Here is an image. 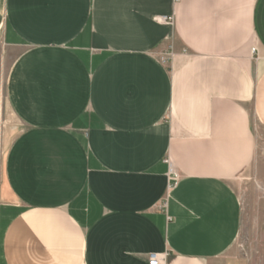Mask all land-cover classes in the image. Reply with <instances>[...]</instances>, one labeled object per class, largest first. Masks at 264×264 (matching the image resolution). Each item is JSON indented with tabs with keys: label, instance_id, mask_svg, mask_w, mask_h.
Listing matches in <instances>:
<instances>
[{
	"label": "crops",
	"instance_id": "0c3cea01",
	"mask_svg": "<svg viewBox=\"0 0 264 264\" xmlns=\"http://www.w3.org/2000/svg\"><path fill=\"white\" fill-rule=\"evenodd\" d=\"M5 107L0 264H248L264 0H0Z\"/></svg>",
	"mask_w": 264,
	"mask_h": 264
},
{
	"label": "rangeland",
	"instance_id": "374dc122",
	"mask_svg": "<svg viewBox=\"0 0 264 264\" xmlns=\"http://www.w3.org/2000/svg\"><path fill=\"white\" fill-rule=\"evenodd\" d=\"M167 44L171 48L172 42L169 41ZM168 47L167 50L163 51V54H160V61L162 57H166L165 53L169 51ZM7 66L5 64V71ZM2 120L0 122V184L5 151L13 136L17 133V129L20 128L18 127V121L11 113H8L6 107L2 111ZM254 166L264 173V138L259 141ZM255 171L253 169L247 175L236 180L243 201V224L240 237L235 245V253L248 258V264H258V249L262 247L261 243H264V185H260L256 181Z\"/></svg>",
	"mask_w": 264,
	"mask_h": 264
},
{
	"label": "built area",
	"instance_id": "2783aa9c",
	"mask_svg": "<svg viewBox=\"0 0 264 264\" xmlns=\"http://www.w3.org/2000/svg\"><path fill=\"white\" fill-rule=\"evenodd\" d=\"M174 3L178 2L179 0H173ZM160 21H163L164 23L166 24H170L172 23V19L171 18H167V17H163V18H160L159 19ZM254 48H252V52H254ZM165 56L166 57H162L161 58V62L163 64L167 63L169 61V59L171 58L172 56V53L171 51L169 52H166L165 53ZM164 162L168 165V181L170 182V186L169 188H172L177 180H178V176H177V173L170 161V159H165ZM148 264H165V261H164V256H159V255H155V254H150L148 256Z\"/></svg>",
	"mask_w": 264,
	"mask_h": 264
}]
</instances>
